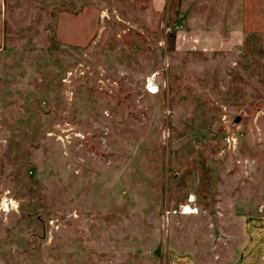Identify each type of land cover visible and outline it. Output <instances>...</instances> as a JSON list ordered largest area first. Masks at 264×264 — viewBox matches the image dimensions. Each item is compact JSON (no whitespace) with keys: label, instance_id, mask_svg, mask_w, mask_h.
<instances>
[{"label":"rangeland","instance_id":"rangeland-1","mask_svg":"<svg viewBox=\"0 0 264 264\" xmlns=\"http://www.w3.org/2000/svg\"><path fill=\"white\" fill-rule=\"evenodd\" d=\"M247 252L264 257V0H0V264Z\"/></svg>","mask_w":264,"mask_h":264},{"label":"crops","instance_id":"crops-1","mask_svg":"<svg viewBox=\"0 0 264 264\" xmlns=\"http://www.w3.org/2000/svg\"><path fill=\"white\" fill-rule=\"evenodd\" d=\"M191 259H183L180 264H191ZM236 264H264V257L253 258L251 253L247 252Z\"/></svg>","mask_w":264,"mask_h":264},{"label":"bare ground","instance_id":"bare-ground-1","mask_svg":"<svg viewBox=\"0 0 264 264\" xmlns=\"http://www.w3.org/2000/svg\"><path fill=\"white\" fill-rule=\"evenodd\" d=\"M185 213H191V208L186 207V211H184Z\"/></svg>","mask_w":264,"mask_h":264}]
</instances>
